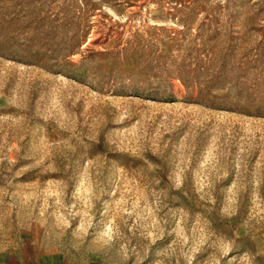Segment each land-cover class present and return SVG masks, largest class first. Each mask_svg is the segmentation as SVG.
<instances>
[{
	"label": "rangeland",
	"instance_id": "obj_1",
	"mask_svg": "<svg viewBox=\"0 0 264 264\" xmlns=\"http://www.w3.org/2000/svg\"><path fill=\"white\" fill-rule=\"evenodd\" d=\"M0 264H264V0H0Z\"/></svg>",
	"mask_w": 264,
	"mask_h": 264
}]
</instances>
